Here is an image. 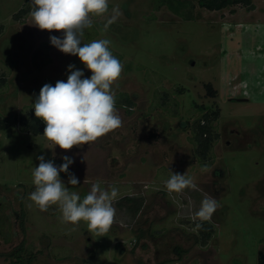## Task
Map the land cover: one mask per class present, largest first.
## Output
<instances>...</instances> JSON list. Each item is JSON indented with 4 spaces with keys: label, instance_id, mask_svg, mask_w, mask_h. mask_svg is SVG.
<instances>
[{
    "label": "rangeland",
    "instance_id": "obj_1",
    "mask_svg": "<svg viewBox=\"0 0 264 264\" xmlns=\"http://www.w3.org/2000/svg\"><path fill=\"white\" fill-rule=\"evenodd\" d=\"M183 1L174 12L168 0H108V13L91 17L82 44L107 39L122 64L112 85L122 126L64 151L22 122L35 116L45 84L67 81L69 65L83 78L92 73L51 45L63 32L32 25L31 0H0V264H256L264 249V0L218 10ZM115 7L121 15L104 31ZM202 123L215 135L203 157L192 133ZM40 155L57 167L63 156L74 160L68 171L80 183L60 179L81 201L93 184L119 190L103 236L83 221L62 223L58 205L41 212L29 199ZM205 164L210 171L201 172ZM169 170L197 188L169 194ZM205 195L219 207L202 222L195 212ZM201 223L211 226L204 243Z\"/></svg>",
    "mask_w": 264,
    "mask_h": 264
},
{
    "label": "clouds",
    "instance_id": "obj_2",
    "mask_svg": "<svg viewBox=\"0 0 264 264\" xmlns=\"http://www.w3.org/2000/svg\"><path fill=\"white\" fill-rule=\"evenodd\" d=\"M29 13L32 25L40 30L63 32V37H50V43L60 52L77 56L87 70L90 78H83L84 72L74 65L68 66L67 81H57L55 86L45 84L33 103L35 117L46 125L43 137L61 150L68 151L74 146L87 145L107 133L122 126V120L115 108V94L112 85L122 72V64L109 49L107 39L93 40L82 44L85 30L92 27L93 16L100 17L108 13V0H31ZM104 24V31L115 23L121 15L118 7ZM39 164L32 171L35 191L29 199L41 212L51 205H58L61 222L78 225L86 222L90 232L103 236L114 222L113 201L119 190L113 186L105 190L93 184L90 192L83 198L76 192H70L62 183L60 173L68 175V184L77 186L80 181L69 167L74 160L63 156L59 167L44 155L37 157ZM210 168L204 165L201 172ZM169 194L183 190L196 189L192 177L169 170V178L164 182ZM219 207L218 201L208 195L202 200L195 218L210 221ZM202 224H197L199 229ZM75 230V229H73Z\"/></svg>",
    "mask_w": 264,
    "mask_h": 264
},
{
    "label": "trees",
    "instance_id": "obj_3",
    "mask_svg": "<svg viewBox=\"0 0 264 264\" xmlns=\"http://www.w3.org/2000/svg\"><path fill=\"white\" fill-rule=\"evenodd\" d=\"M169 2L164 3L167 7L176 12L178 11L179 7L183 6L185 2L183 0H168ZM250 0H197V5L199 7H203L207 10H218L221 9L227 5H234V4H240V5H249ZM189 4V2H188ZM190 5V4H189ZM27 10L26 8L23 9L22 7L17 10V12L13 13V19H17L19 17V14L25 13ZM35 64H37L35 62ZM204 92L207 96L213 97L215 95V91L211 88L210 83L206 82L203 84ZM127 103H130L127 99H125ZM211 119H215L217 113L215 111H211ZM204 119H207V114H203ZM23 129L27 130L28 132L32 134H43L45 124L42 120L36 118L35 116L30 117V119L23 120L22 122ZM5 125L0 120V129H4ZM196 129L193 130V138L196 143L195 151L200 154L202 157L204 156V153L207 149H209L210 143L213 140V137L215 135L211 132V127L207 124H196ZM202 227H200L198 230L200 232V235L202 237V243L206 240V238L209 236L211 231L210 224L201 223ZM175 252L179 253V249L175 248ZM18 257V255H17ZM20 264L22 262H19Z\"/></svg>",
    "mask_w": 264,
    "mask_h": 264
},
{
    "label": "water",
    "instance_id": "obj_4",
    "mask_svg": "<svg viewBox=\"0 0 264 264\" xmlns=\"http://www.w3.org/2000/svg\"><path fill=\"white\" fill-rule=\"evenodd\" d=\"M183 122H180V125H182ZM256 264H264V249L258 250L257 257H256Z\"/></svg>",
    "mask_w": 264,
    "mask_h": 264
}]
</instances>
